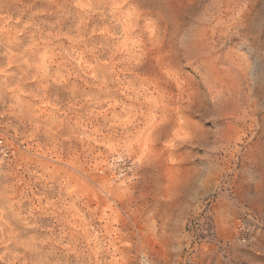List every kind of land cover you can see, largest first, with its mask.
I'll use <instances>...</instances> for the list:
<instances>
[{
  "label": "clouds",
  "instance_id": "9594fccd",
  "mask_svg": "<svg viewBox=\"0 0 264 264\" xmlns=\"http://www.w3.org/2000/svg\"><path fill=\"white\" fill-rule=\"evenodd\" d=\"M100 3L0 0V139L13 149L7 169L0 161V264H129L132 243L119 225L145 195L144 170L171 169L188 159L178 150L217 134L182 115L198 93L166 59L172 53L147 64L166 28L142 25L138 7L122 11L130 0ZM240 7L197 0L183 14L210 40L229 34ZM25 34L23 49L11 47ZM36 212L49 221L32 222ZM49 242L62 258L41 255Z\"/></svg>",
  "mask_w": 264,
  "mask_h": 264
},
{
  "label": "rangeland",
  "instance_id": "374dc122",
  "mask_svg": "<svg viewBox=\"0 0 264 264\" xmlns=\"http://www.w3.org/2000/svg\"><path fill=\"white\" fill-rule=\"evenodd\" d=\"M196 2L130 0L122 10L138 7L142 25L155 22L166 28L162 48L148 52L147 64L171 52L166 59L179 61L198 93L196 103L182 115L217 133L178 150L177 155L188 157L183 163L169 169L161 162L144 170L139 190L145 195L119 225L132 243L125 251L129 264H264V0H237L241 7L233 29L210 40L201 37L202 25L183 14ZM100 6H107V0ZM27 42L25 34L10 44L21 50ZM126 79L139 83L132 76ZM5 98L20 100L15 95ZM12 151L0 139L5 169ZM30 219L49 221L39 212ZM240 227L251 240H242ZM61 230L57 226L55 234ZM41 255L55 260L63 257V250L49 242Z\"/></svg>",
  "mask_w": 264,
  "mask_h": 264
},
{
  "label": "built area",
  "instance_id": "2783aa9c",
  "mask_svg": "<svg viewBox=\"0 0 264 264\" xmlns=\"http://www.w3.org/2000/svg\"><path fill=\"white\" fill-rule=\"evenodd\" d=\"M239 233V236L242 238L243 241L251 240L250 235L244 230L243 227L239 228Z\"/></svg>",
  "mask_w": 264,
  "mask_h": 264
},
{
  "label": "bare ground",
  "instance_id": "6f19581e",
  "mask_svg": "<svg viewBox=\"0 0 264 264\" xmlns=\"http://www.w3.org/2000/svg\"><path fill=\"white\" fill-rule=\"evenodd\" d=\"M254 114V113H253Z\"/></svg>",
  "mask_w": 264,
  "mask_h": 264
}]
</instances>
